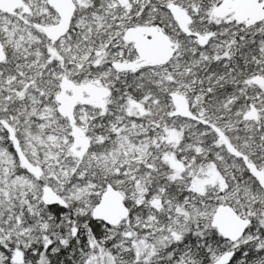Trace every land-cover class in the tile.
Here are the masks:
<instances>
[{
    "label": "snow or ice",
    "instance_id": "obj_1",
    "mask_svg": "<svg viewBox=\"0 0 264 264\" xmlns=\"http://www.w3.org/2000/svg\"><path fill=\"white\" fill-rule=\"evenodd\" d=\"M0 264H264V0H0Z\"/></svg>",
    "mask_w": 264,
    "mask_h": 264
}]
</instances>
